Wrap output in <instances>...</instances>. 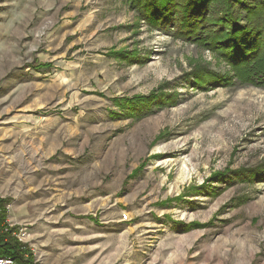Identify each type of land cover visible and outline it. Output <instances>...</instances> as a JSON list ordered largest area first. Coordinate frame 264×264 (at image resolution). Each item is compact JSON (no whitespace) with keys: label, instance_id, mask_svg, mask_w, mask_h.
<instances>
[{"label":"rangeland","instance_id":"obj_1","mask_svg":"<svg viewBox=\"0 0 264 264\" xmlns=\"http://www.w3.org/2000/svg\"><path fill=\"white\" fill-rule=\"evenodd\" d=\"M176 33L128 0H0V221L20 264H264V87L201 89L230 65Z\"/></svg>","mask_w":264,"mask_h":264},{"label":"trees","instance_id":"obj_2","mask_svg":"<svg viewBox=\"0 0 264 264\" xmlns=\"http://www.w3.org/2000/svg\"><path fill=\"white\" fill-rule=\"evenodd\" d=\"M152 27L170 20L177 35L224 57L232 78L197 72L195 84L206 89L224 81L264 87V0H128ZM240 6V9L237 7ZM205 73V74H202ZM233 81V82H232ZM234 83V84H235ZM150 102L149 98L141 103ZM0 221V256L23 263Z\"/></svg>","mask_w":264,"mask_h":264},{"label":"built area","instance_id":"obj_3","mask_svg":"<svg viewBox=\"0 0 264 264\" xmlns=\"http://www.w3.org/2000/svg\"><path fill=\"white\" fill-rule=\"evenodd\" d=\"M124 218L127 219L128 216L124 215ZM0 264H18V263H16L13 259H11L9 257H1L0 256Z\"/></svg>","mask_w":264,"mask_h":264}]
</instances>
